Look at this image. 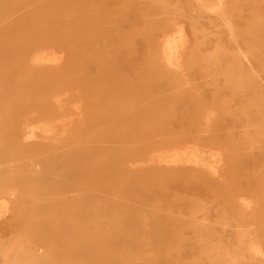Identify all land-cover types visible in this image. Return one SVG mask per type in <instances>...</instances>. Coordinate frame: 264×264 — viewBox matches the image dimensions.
<instances>
[{
	"label": "rangeland",
	"instance_id": "374dc122",
	"mask_svg": "<svg viewBox=\"0 0 264 264\" xmlns=\"http://www.w3.org/2000/svg\"><path fill=\"white\" fill-rule=\"evenodd\" d=\"M21 1L22 8L48 10V43L29 49L25 61L53 72L48 108L20 117L23 136L39 148L52 154L99 135L89 124L97 115L81 100L96 65L111 71L114 57L127 66L116 63L120 73L107 83L134 91L139 84L165 99L120 131L146 149L112 161L115 169L124 164L120 176L131 188L119 193L123 199L70 205L87 217L67 223L96 252L83 263L264 264V0ZM129 94L125 101L134 103ZM46 160L0 159V264H24L18 258L31 246L48 264V241H39L64 213L40 206L72 196L65 193L80 183L53 186L60 173ZM5 167L11 170L2 175ZM32 176L34 184H17Z\"/></svg>",
	"mask_w": 264,
	"mask_h": 264
},
{
	"label": "bare ground",
	"instance_id": "6f19581e",
	"mask_svg": "<svg viewBox=\"0 0 264 264\" xmlns=\"http://www.w3.org/2000/svg\"><path fill=\"white\" fill-rule=\"evenodd\" d=\"M20 2L22 1L0 0V159H44L47 162L48 160L46 159H53L54 166L60 173L59 179L53 183V186L56 187L64 180L68 182V185H72L76 181L80 183V187L65 193V195L74 193L72 196L63 197L58 201H53L54 203L44 204L43 202V205L40 206L42 210H48V213L56 211L64 213L59 219H64L62 221L65 223L61 222L62 224L58 225L56 224L58 222L50 221L51 223H48V237L39 242L45 243L48 241V251L51 254L48 257V264H84V259H93L96 252L84 246L81 236L82 231L76 227L81 224L80 218L86 222L84 218L87 215H80L83 209L78 212L70 211V205L82 204L85 208L86 206L100 203L102 206H108L117 204L118 199H123L120 195L131 188L127 183L125 184V179H121L120 176L125 171L121 166L124 164L119 163V168L115 169L112 161L115 158H130L132 155L141 154L146 149H144L143 141L135 142L133 139L130 140L128 136L121 135L120 131L128 128L131 122L137 121V118L144 119L151 112L153 105L162 103L165 99L157 98L162 95L161 92L151 94L139 84L136 86L137 90L134 91L132 87L128 88L126 84H122L123 86L119 88L116 83H107L105 78H113L118 72L120 73L118 66H115L116 63L121 61L120 64L122 65L120 67L124 68L127 64L125 57L124 59L121 57V60L114 57V65H112L111 71L102 64L96 65V75L89 77L87 95L82 97L81 100L84 108L89 109V113L97 115L96 117L98 118L90 119L89 124L100 129L99 135L91 142H88L86 146L69 145L67 148L52 154L48 153V150L39 148L38 143L33 141L31 136H23L20 129L23 128L24 125L22 124L25 119H20V117L34 112L42 115L45 109L48 108V99L46 97L48 89L54 83V75H50L53 72L48 73V66L39 64L36 61L29 66L25 64L30 52L29 49L48 43V10L22 8L24 6ZM41 21L44 22L43 26L37 27L36 24ZM60 29L61 27L56 29L57 33ZM112 33L116 36L118 30L115 29ZM117 37V42H121L122 37ZM22 38L25 41H22ZM8 42H11L9 46ZM165 48L169 53L170 48H167V46ZM164 55L166 54L163 49V57ZM99 69L102 72V76L97 78V70ZM128 94H132L134 103L128 104L125 101ZM112 98L117 102L108 103L107 100ZM54 103L58 106V103ZM191 132L188 131V133ZM159 142L162 143L163 141ZM117 144H119L118 148L115 147ZM126 160H128L127 163L131 162L130 159ZM137 162L145 165V160ZM196 165L198 164L196 163ZM113 168L116 175L111 176L109 173ZM10 170L11 168L5 167L2 170V175L9 173ZM163 170L171 172V169L168 170V168ZM35 181L37 180L32 176L26 179H19L17 184H22L23 182L34 184ZM38 182L41 185L46 184L47 181L40 180ZM102 184L105 185L104 188L101 187ZM125 188L128 189L124 191ZM161 218V220L166 222H177L172 217L162 216ZM71 220L76 226L67 223ZM43 226L45 224L42 222L40 227ZM42 254L41 248L31 246L29 254L26 253L24 257H19L18 262L42 264L40 262ZM92 264H95V262Z\"/></svg>",
	"mask_w": 264,
	"mask_h": 264
}]
</instances>
